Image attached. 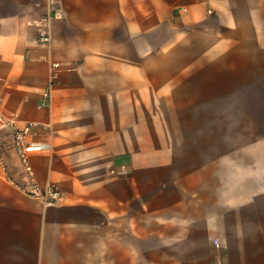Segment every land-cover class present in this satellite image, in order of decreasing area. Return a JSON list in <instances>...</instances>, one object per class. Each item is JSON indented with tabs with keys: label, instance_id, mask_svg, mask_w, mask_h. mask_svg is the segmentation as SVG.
Instances as JSON below:
<instances>
[{
	"label": "crops",
	"instance_id": "crops-1",
	"mask_svg": "<svg viewBox=\"0 0 264 264\" xmlns=\"http://www.w3.org/2000/svg\"><path fill=\"white\" fill-rule=\"evenodd\" d=\"M0 113V264H264V0H0Z\"/></svg>",
	"mask_w": 264,
	"mask_h": 264
},
{
	"label": "built area",
	"instance_id": "built-area-1",
	"mask_svg": "<svg viewBox=\"0 0 264 264\" xmlns=\"http://www.w3.org/2000/svg\"><path fill=\"white\" fill-rule=\"evenodd\" d=\"M53 1V0H50ZM62 17L60 10H55L50 14L43 15L39 19V27L36 34V41L42 48L48 49L51 43V21ZM74 71V64L62 65L59 62L51 61L49 63V72L46 85L41 93V106H48L51 99L52 90L55 86L56 79L60 69ZM36 121H25L17 126L16 118L13 115H4L0 113V129H6L11 139V148L16 156L17 161L25 170L28 176L27 184L14 183L15 186L29 197L40 200L44 205L55 207L60 205L64 198V192L52 182L45 185L36 183L31 175L29 155L32 152L48 149V146L39 142H29L28 137L38 127ZM0 171L7 175V166L0 157Z\"/></svg>",
	"mask_w": 264,
	"mask_h": 264
},
{
	"label": "rangeland",
	"instance_id": "rangeland-1",
	"mask_svg": "<svg viewBox=\"0 0 264 264\" xmlns=\"http://www.w3.org/2000/svg\"><path fill=\"white\" fill-rule=\"evenodd\" d=\"M234 121V120H233ZM229 134H232V138H233V140H234V142H240V139H239V137H240V135H239V133H235L236 131H234V130H232V131H227ZM227 136V135H226ZM217 137H218V141H221L220 139H224L223 137H225V131H222V130H217ZM220 143H222V142H220ZM227 147H225L224 145H221V144H218L217 146H216V152H217V154H220V153H224L225 152V149H226ZM233 148L235 149V148H239V147H236L235 145L233 146Z\"/></svg>",
	"mask_w": 264,
	"mask_h": 264
}]
</instances>
